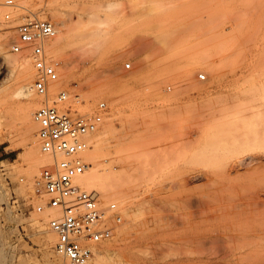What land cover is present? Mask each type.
Instances as JSON below:
<instances>
[{
    "label": "rangeland",
    "instance_id": "1",
    "mask_svg": "<svg viewBox=\"0 0 264 264\" xmlns=\"http://www.w3.org/2000/svg\"><path fill=\"white\" fill-rule=\"evenodd\" d=\"M31 15L55 31L48 103L64 90L60 109L99 115L86 140L102 131L103 143L86 163L113 168L96 196L119 219H107L90 264H264V159L233 168L264 153V0H0V35L15 26L17 61L0 60V264H68L49 225L51 243L32 219L52 210H37L40 172L27 184L18 108L46 100L31 60L11 48ZM19 60L31 65V100L18 91Z\"/></svg>",
    "mask_w": 264,
    "mask_h": 264
},
{
    "label": "built area",
    "instance_id": "2",
    "mask_svg": "<svg viewBox=\"0 0 264 264\" xmlns=\"http://www.w3.org/2000/svg\"><path fill=\"white\" fill-rule=\"evenodd\" d=\"M54 33L50 22L34 17L26 19L19 24L17 40L11 48L32 60L36 73L33 89L46 100L33 112L36 137L50 157L36 181L35 194L45 199L37 209L41 211L48 207L56 211V216L48 221L56 234L54 250L68 264H89L100 243L111 234L107 219H119V216L114 211L115 204L102 206L96 194L76 183L87 167L82 155L86 142L82 137L96 128L100 116L73 115L59 109L58 103L66 96L64 90L56 93L53 104L48 103V84L58 80V73L47 60L44 46L46 39ZM129 66V63L125 64L126 68ZM199 77L204 78L203 75Z\"/></svg>",
    "mask_w": 264,
    "mask_h": 264
},
{
    "label": "bare ground",
    "instance_id": "3",
    "mask_svg": "<svg viewBox=\"0 0 264 264\" xmlns=\"http://www.w3.org/2000/svg\"><path fill=\"white\" fill-rule=\"evenodd\" d=\"M33 17L37 18V19H40V20H45V21L50 22L47 19H41V18H39L37 16H34V15L27 16V17L23 18L22 22L25 21L26 19H30V18H33ZM9 25H8V27H9ZM52 26H53V24H52ZM14 27L15 26H13V29L15 30ZM53 28H54V26H53ZM5 29H6V31H3L4 33H2L0 35L1 36L0 37V60L3 61V62H8L9 63L10 61H13V59L15 61V58H11L10 57L11 53H9L8 49H7L8 46L12 43V41H13L15 36L13 35L14 34V32H13L14 30L13 31L11 30L12 28L9 27L8 29L7 28H5ZM5 29H2V30H5ZM16 40H17V37H16L15 41ZM47 40H48V38L46 39L45 46H44L46 56H47V53H46ZM53 42H55V41H53ZM53 42H52V44H53ZM56 43L57 42H55L54 45H56ZM54 45H51V47L55 48ZM47 60L55 66L53 61L50 60L49 56H47ZM19 61L20 62L18 64L19 65L18 66L19 67V72H18L19 88H18V91L26 99H30L31 100L33 98V93H32V90L30 88L31 87V85H30L31 75H32L31 74V65L26 60H19ZM15 62L17 63V61H15ZM31 62H32V60H31ZM49 85L50 84H48V88H49ZM48 97H49V95H48ZM1 99H3V98H1ZM27 101H26V103L20 105V107L18 108V117H19L20 121L23 122V124L25 123V125L27 126V130L26 131H28L27 134L29 133V137L27 139V141H28L27 155H28V158H30V160H31V162L29 164V178L27 180V184L29 185V184H31L33 182V180L38 175V173L39 172L41 173L42 169L40 168V166L43 164V162L45 163L47 161L46 164L49 163V161H50L49 158L50 157H49L48 154H46L44 151L41 150V147L39 145L38 140H36L35 137L33 136V131L35 129V121H34V119H32V114H33V110L35 108V105L32 103V101H30V102L29 101L27 102ZM227 119L228 118H225V120H227ZM226 123L228 124L229 129L237 130L235 128V126H234V121L233 120L230 119V120L226 121ZM2 130L3 129H2L1 123H0V139L6 138L8 136L7 134H4ZM92 132L90 131V132H88L87 134H85L82 137V139L86 142V147H85L82 155H83V158H84L85 161L91 160V162H94V158L96 156V152L99 150V148L101 147V145L103 143V132L102 131H97V133L93 136L91 147L89 148L88 147V141L86 140V136L90 135ZM247 133H250V131L247 130L244 134H247ZM88 152H89V154H88ZM263 159H264V153H261V154L260 153H244L241 156L240 160L236 164L233 165V168L237 169V170L238 169H244V170L247 171L250 168H252L255 165H257L259 162L263 161ZM46 164H44V166ZM39 169H41V170H39ZM112 172H113V168H110V167H104V168L101 169L98 164H96V165L95 164L94 165L91 164V166H89L87 164V167H86L84 173L77 177L76 183L80 187H81V185H83V186H86L88 188H91V191H93L95 194H99L102 191L101 190V186H102L103 182L105 181V179L107 177L110 176V174ZM197 176H199V174ZM37 178H38V176H37ZM39 203H41V200H40ZM120 203H122V200H120ZM37 206H39V205H37ZM45 209H46V207H44L43 210H45ZM47 210H49V208ZM50 210H52V212H50L49 215H47V217H44L43 221H40L38 218H35L36 216H34L32 218L33 221H35L36 224H38V227L42 231H44L45 233L49 232V230L47 229V224H48L49 219H51L52 217L56 216V211L53 210V209H50ZM53 239H54L53 234H51L49 232L47 234V237L45 238V241L47 243H51L53 241ZM94 264H108V262L103 258L102 255H98L97 258L95 259V263Z\"/></svg>",
    "mask_w": 264,
    "mask_h": 264
}]
</instances>
